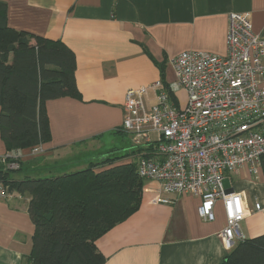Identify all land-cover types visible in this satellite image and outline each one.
<instances>
[{"label":"crops","instance_id":"crops-1","mask_svg":"<svg viewBox=\"0 0 264 264\" xmlns=\"http://www.w3.org/2000/svg\"><path fill=\"white\" fill-rule=\"evenodd\" d=\"M2 1L9 26L63 41L77 59L79 96L46 102L51 139L41 144L43 152L8 149L0 133V153L21 160L14 179L83 169L118 149L103 147L102 139L121 133L127 89L160 79L163 63L166 80L173 79L170 60L184 51L226 55L231 13H250L254 34L264 40V0ZM242 170L227 190L241 195L248 213L244 238H251L264 233V216L253 209L257 201L264 204V173L251 179ZM159 187L144 179L139 208L96 240L104 264H220L230 251L222 201L215 220L206 221L198 214L200 197L163 193L173 202L156 203ZM29 202L16 190L0 198V264H28L35 232Z\"/></svg>","mask_w":264,"mask_h":264},{"label":"built area","instance_id":"built-area-1","mask_svg":"<svg viewBox=\"0 0 264 264\" xmlns=\"http://www.w3.org/2000/svg\"><path fill=\"white\" fill-rule=\"evenodd\" d=\"M226 43V55L184 51L170 60L173 79L128 88L120 130L131 136L138 175L159 183L154 202H173L163 193L191 194L201 199L200 217L213 221L222 201L223 240L231 249L244 239L240 224L248 213L223 181L241 169L257 178L264 157V40L254 34L250 13L230 14ZM180 89L187 93L184 106ZM31 150L37 155L43 147ZM0 166L18 170L19 155L0 153ZM8 195L0 182V198ZM253 209L264 216V204Z\"/></svg>","mask_w":264,"mask_h":264},{"label":"trees","instance_id":"trees-1","mask_svg":"<svg viewBox=\"0 0 264 264\" xmlns=\"http://www.w3.org/2000/svg\"><path fill=\"white\" fill-rule=\"evenodd\" d=\"M7 10L0 0V133L8 149L30 148L51 139L46 102L79 96L77 59L63 41L9 26ZM122 158L107 154L83 169L21 179L0 166V182L30 196L28 264L105 263L96 240L139 208L143 192L136 160ZM220 264H264V233L238 240Z\"/></svg>","mask_w":264,"mask_h":264},{"label":"rangeland","instance_id":"rangeland-1","mask_svg":"<svg viewBox=\"0 0 264 264\" xmlns=\"http://www.w3.org/2000/svg\"><path fill=\"white\" fill-rule=\"evenodd\" d=\"M170 70L172 71V69H170ZM173 74H174V72H173ZM169 75H171V73ZM170 79H172V78L170 77ZM176 95L180 99L181 106H184L186 99H187L186 91L184 89H180L179 91H177ZM102 144H103V147L107 146V147H110V149L114 148V146H117L116 148H118V149L116 151H110L111 152L109 154L110 157H118V159L125 157V158L132 159L131 158L132 157L131 156L132 155L131 150L133 149V143L131 141L130 135L125 134V133L124 134L120 133V134H115V135H108V136L104 137V139H102ZM123 155H126V156H123ZM125 158H122L120 161L124 160ZM95 161H98V159H96ZM242 171L246 176L248 175L244 169ZM248 177H250V176L248 175ZM237 178H238V175L234 172H231L230 174H228L223 181L225 188L231 187L233 185V181ZM250 178L253 179L252 177H250ZM240 229H241V232H244L243 233L244 236L245 235L247 236V232L244 229V223L240 224Z\"/></svg>","mask_w":264,"mask_h":264},{"label":"water","instance_id":"water-1","mask_svg":"<svg viewBox=\"0 0 264 264\" xmlns=\"http://www.w3.org/2000/svg\"><path fill=\"white\" fill-rule=\"evenodd\" d=\"M228 190L232 191L233 189L231 188V189H228Z\"/></svg>","mask_w":264,"mask_h":264}]
</instances>
